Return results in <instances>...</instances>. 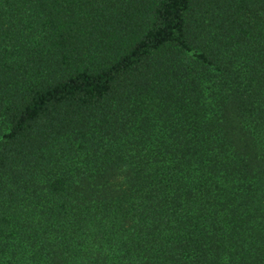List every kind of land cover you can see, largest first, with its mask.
Instances as JSON below:
<instances>
[{
	"label": "trees",
	"instance_id": "1",
	"mask_svg": "<svg viewBox=\"0 0 264 264\" xmlns=\"http://www.w3.org/2000/svg\"><path fill=\"white\" fill-rule=\"evenodd\" d=\"M0 264H264V0H0Z\"/></svg>",
	"mask_w": 264,
	"mask_h": 264
}]
</instances>
